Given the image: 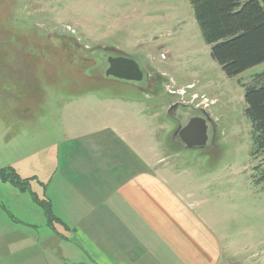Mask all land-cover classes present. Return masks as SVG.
<instances>
[{"label": "rangeland", "instance_id": "1", "mask_svg": "<svg viewBox=\"0 0 264 264\" xmlns=\"http://www.w3.org/2000/svg\"><path fill=\"white\" fill-rule=\"evenodd\" d=\"M113 2L0 0V130L6 126L1 122L24 129L31 117L60 128L67 102L85 96L110 100L114 112L105 109L104 115L145 123L146 145L162 150L177 169L176 180L191 189L190 201L218 247L214 263L264 264V181L258 168L264 170V154L253 155L244 116V93L264 63L227 77L211 58L188 0ZM121 55L137 62L150 89L104 75L107 59ZM174 101L178 110L166 114ZM179 114L183 126L205 115L203 148H187L174 138ZM49 127L43 132L50 133ZM18 142L7 152L0 148L2 162L31 150V126L19 152ZM6 186L0 180V222L6 224L2 231L15 233L22 224L17 194L28 193ZM33 219L36 231L47 232L42 211Z\"/></svg>", "mask_w": 264, "mask_h": 264}, {"label": "crops", "instance_id": "2", "mask_svg": "<svg viewBox=\"0 0 264 264\" xmlns=\"http://www.w3.org/2000/svg\"><path fill=\"white\" fill-rule=\"evenodd\" d=\"M87 97L65 104L60 128L31 117L23 123L31 126V150L14 162L0 160V168L30 180V190L14 191L28 193L17 194L20 228L2 231L0 222V264H215L218 247L190 201L191 189L176 180L161 149L146 145V124L108 118L104 110L114 112V103ZM1 124L0 148L7 152L18 138L16 150H24V129ZM36 199L49 202L51 225ZM38 211L45 233L34 229Z\"/></svg>", "mask_w": 264, "mask_h": 264}, {"label": "trees", "instance_id": "3", "mask_svg": "<svg viewBox=\"0 0 264 264\" xmlns=\"http://www.w3.org/2000/svg\"><path fill=\"white\" fill-rule=\"evenodd\" d=\"M211 58L227 77L264 63V0H188ZM244 116L251 126L253 155L264 154V72L244 93ZM260 181H264V170ZM0 180L25 191L29 181L13 168L0 170ZM35 198V196H34ZM37 198V197H36ZM44 210L48 223L53 217L49 202L35 200Z\"/></svg>", "mask_w": 264, "mask_h": 264}, {"label": "water", "instance_id": "4", "mask_svg": "<svg viewBox=\"0 0 264 264\" xmlns=\"http://www.w3.org/2000/svg\"><path fill=\"white\" fill-rule=\"evenodd\" d=\"M108 66L104 72L106 77L119 80L140 82L143 79V72L137 62L125 56L109 57ZM179 139L187 148H203L208 140L206 119L192 117L183 126L179 133Z\"/></svg>", "mask_w": 264, "mask_h": 264}, {"label": "flooded vegetation", "instance_id": "5", "mask_svg": "<svg viewBox=\"0 0 264 264\" xmlns=\"http://www.w3.org/2000/svg\"><path fill=\"white\" fill-rule=\"evenodd\" d=\"M122 56V55H121ZM108 64V63H107ZM142 71V70H141ZM143 72V71H142ZM128 82H131V81H128ZM137 83V85L135 84V86H137V87H139V88H144L145 90H148V89H150V87H151V80H150V78L148 77V76H146L145 74H144V72H143V79H142V81H140L139 83L138 82H136ZM142 83V84H141ZM139 84V85H138ZM141 84V85H140ZM144 84V85H143ZM179 103L177 102V101H174V102H171L170 103V105L168 106V110H166V114H172V115H174L175 114V112L178 110V108H179V105H178ZM183 105V104H182ZM183 114V113H182ZM182 114H179L178 116H175V118H174V120H175V122L176 123H178L179 125H178V127L176 128V131H175V134H174V138L176 137V138H178V133H179V131H180V129L183 127V125L180 123V121H181V119H183V116H182ZM184 115V114H183ZM204 118H206L205 117V115H204ZM191 119V118H190ZM207 119V118H206ZM189 121V120H188ZM186 125V124H185ZM184 125V126H185Z\"/></svg>", "mask_w": 264, "mask_h": 264}]
</instances>
